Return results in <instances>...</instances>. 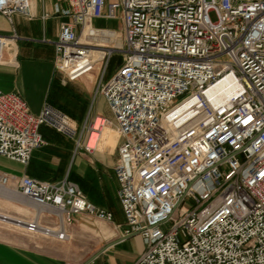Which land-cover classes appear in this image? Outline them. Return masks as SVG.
I'll return each mask as SVG.
<instances>
[{
  "label": "built area",
  "instance_id": "built-area-1",
  "mask_svg": "<svg viewBox=\"0 0 264 264\" xmlns=\"http://www.w3.org/2000/svg\"><path fill=\"white\" fill-rule=\"evenodd\" d=\"M67 1L70 8H57L71 20L53 42L55 67L71 81L93 72L95 96L115 118L124 234H140L144 248L133 264H264V0ZM32 8L31 0H0L10 21L16 12L31 19ZM104 17L121 18L123 47L95 42L118 40L104 30L118 31L94 25ZM10 41L0 34V61ZM109 122L98 114L79 128L50 103L33 113L20 94L0 89V155L23 165L47 144L42 126L93 152ZM0 188L52 219L26 221L31 233L66 241L80 215L114 221L68 178L0 170Z\"/></svg>",
  "mask_w": 264,
  "mask_h": 264
},
{
  "label": "crops",
  "instance_id": "crops-1",
  "mask_svg": "<svg viewBox=\"0 0 264 264\" xmlns=\"http://www.w3.org/2000/svg\"><path fill=\"white\" fill-rule=\"evenodd\" d=\"M31 2V19L18 12L12 16V21L0 15V34L11 39L4 47L3 59L0 61V89L20 94L33 113H39L45 104L50 103L74 119L79 128L87 117L98 114L109 118L110 126L104 127L99 149L93 152L76 150L72 138L50 126H42L41 133L47 144L35 149L29 165L0 155V170L49 182L64 181L66 178L76 182L90 202L114 214L113 222L89 220L83 214L69 226V230H74L80 219H84L104 222L113 230L110 237L104 238L106 242L95 252L85 255L80 264H133L144 250L141 235L113 242L124 237L128 227L119 203V183L115 173L118 146L122 142L119 134L113 132L115 118L104 97L100 94L95 96L96 75L93 72L88 77L71 81L55 67L56 47L53 42L59 37L62 22L71 20L61 10L58 12L57 8L68 9L70 3L67 0ZM14 36L17 37L14 39ZM97 137L95 134L94 140ZM104 139V148H101ZM9 194L1 192L0 198L11 202L8 204L13 206L14 214L7 210L6 213L0 211V215L27 221L38 218L43 225L53 223L41 207L31 205L24 197H20V200ZM23 205L31 210L21 208ZM36 235H33V240L38 248L0 238V264H72L65 262L56 251L54 240L59 239L42 232Z\"/></svg>",
  "mask_w": 264,
  "mask_h": 264
},
{
  "label": "rangeland",
  "instance_id": "rangeland-1",
  "mask_svg": "<svg viewBox=\"0 0 264 264\" xmlns=\"http://www.w3.org/2000/svg\"><path fill=\"white\" fill-rule=\"evenodd\" d=\"M211 16L214 20L217 19L215 13H211ZM94 25L96 27H107L113 30L118 31V37L124 41V31L122 30V20L120 17L118 18H97L94 20ZM95 42H100L106 45H115L117 43L116 40L113 41L108 40H95ZM122 53H116L114 55L113 61L111 63L110 69L108 71V78H110L113 73L117 70L120 63L122 62ZM113 132H115L113 130ZM117 134V132H115ZM102 141L101 148H104ZM7 203V204H6ZM11 202H5L3 199L0 198V211L6 213L7 210L14 214V209L12 205H9ZM189 205L194 203L189 200L187 202ZM5 204V205H4ZM21 208L26 209L27 207L23 205ZM22 209V210H23ZM28 210H31L27 208ZM12 214V215H13ZM7 217V216H6ZM17 217V216H16ZM14 219L8 218V220H3L2 215H0V238L5 240H10L12 242L18 244H24L28 247H37L35 241L33 240V235L37 236L36 233L33 234L25 228H17L14 225ZM87 223L88 225L84 224ZM78 226L73 230L68 229L69 238L66 241L62 240H54L56 251L62 256L65 262H69L72 264H80L84 259L85 255L90 254L91 252H95L98 247L104 244L106 241L104 238L110 237L112 233V228L105 224L104 222H91L86 221L84 219H80V222L77 224Z\"/></svg>",
  "mask_w": 264,
  "mask_h": 264
},
{
  "label": "bare ground",
  "instance_id": "bare-ground-1",
  "mask_svg": "<svg viewBox=\"0 0 264 264\" xmlns=\"http://www.w3.org/2000/svg\"><path fill=\"white\" fill-rule=\"evenodd\" d=\"M105 31V34L106 35H111V36H113V37H116V38H118V40H117V43H116V45L118 46V48L119 47H123V45H122V39L120 38V37H118L117 36V34H119L118 32H115V31H109V30H104ZM120 36V35H119ZM95 54L99 57V59L101 58V56H102V53H99L98 51H96L95 52ZM96 68H98V65L96 66ZM190 104H192V102H189V103H187V104H181V105H179V110L177 111V113L178 114H183L186 110H188L189 108H190ZM100 121L101 120H99V123H100ZM99 123H98V125H99ZM104 129V128H103ZM103 129H102V131H103ZM95 134H97L98 135V137H99V134L98 133H95ZM94 134V135H95ZM101 135H102V133H101ZM97 137V138H98ZM96 138V139H97ZM1 192H5V193H10L9 195L12 197V196H16L17 198L16 199H20V196L18 195V194H16L15 192H13L12 190H9V189H3V188H0V193ZM12 198H14V197H12ZM20 200H22V199H20ZM31 204V203H30ZM31 205H33V204H31ZM33 206H35V205H33ZM40 208V207H39ZM42 211V210H41ZM2 218H3V220H8V218L9 217H6V216H2ZM14 225L17 227V228H25V229H27V231H28V227H27V220H24V219H14ZM37 232H42V233H44L46 236H47V233H46V231H44V230H41V229H38L35 233H37Z\"/></svg>",
  "mask_w": 264,
  "mask_h": 264
},
{
  "label": "water",
  "instance_id": "water-1",
  "mask_svg": "<svg viewBox=\"0 0 264 264\" xmlns=\"http://www.w3.org/2000/svg\"><path fill=\"white\" fill-rule=\"evenodd\" d=\"M133 235H138L136 233H133V234H130V235H125L124 237L120 238V239H117L115 241H113L114 243H118V242H121L123 240H125L126 238L130 237V236H133Z\"/></svg>",
  "mask_w": 264,
  "mask_h": 264
}]
</instances>
